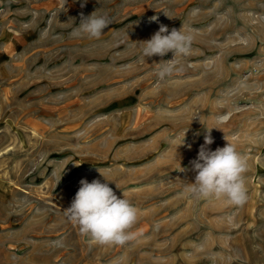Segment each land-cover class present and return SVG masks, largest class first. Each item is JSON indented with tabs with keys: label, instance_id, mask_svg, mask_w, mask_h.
<instances>
[{
	"label": "rangeland",
	"instance_id": "obj_1",
	"mask_svg": "<svg viewBox=\"0 0 264 264\" xmlns=\"http://www.w3.org/2000/svg\"><path fill=\"white\" fill-rule=\"evenodd\" d=\"M91 14L102 36L73 37ZM161 24L193 37L163 81ZM205 135L245 157L242 207L184 195ZM81 179L138 210L134 239L79 234ZM0 264H264V0H0Z\"/></svg>",
	"mask_w": 264,
	"mask_h": 264
},
{
	"label": "clouds",
	"instance_id": "obj_2",
	"mask_svg": "<svg viewBox=\"0 0 264 264\" xmlns=\"http://www.w3.org/2000/svg\"><path fill=\"white\" fill-rule=\"evenodd\" d=\"M156 19L152 17L153 21ZM109 24L106 16L91 14L81 19L71 35L99 39ZM192 41V35L181 28H173L169 32L167 26L161 24L158 31L144 41L142 57H164L172 53V59L161 65L156 73L158 79L163 81L183 70L176 58L189 54ZM212 143L211 136L205 135L196 159L191 162L194 182L185 187L184 195L194 199H224L229 205L242 207L248 199L243 175L247 171V161L233 144L227 142L213 151L207 147ZM79 185L64 215L78 228L81 236L101 246L124 245L136 237L137 233L130 230L138 220V210L129 200L118 197L107 183L98 179L91 182L81 179Z\"/></svg>",
	"mask_w": 264,
	"mask_h": 264
}]
</instances>
